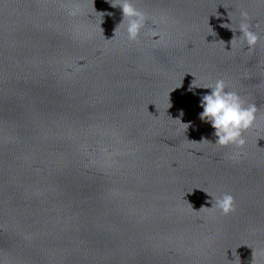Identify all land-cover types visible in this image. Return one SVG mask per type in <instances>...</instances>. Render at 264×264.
<instances>
[{"label":"water","instance_id":"1","mask_svg":"<svg viewBox=\"0 0 264 264\" xmlns=\"http://www.w3.org/2000/svg\"><path fill=\"white\" fill-rule=\"evenodd\" d=\"M134 6L129 42L108 0H0V264H264V0ZM218 79L257 108L238 159L189 91Z\"/></svg>","mask_w":264,"mask_h":264},{"label":"clouds","instance_id":"2","mask_svg":"<svg viewBox=\"0 0 264 264\" xmlns=\"http://www.w3.org/2000/svg\"><path fill=\"white\" fill-rule=\"evenodd\" d=\"M108 2L112 7L118 6L122 9L123 19L118 26H124L129 42L136 41L141 29L147 23L145 13L134 6V0H119L118 4L113 3L112 0H108ZM77 13L78 9L69 11L70 15H76ZM247 15V12H241V16L245 19H247ZM223 26L225 27V25ZM238 30L241 34L242 42L246 43L249 49L253 48L258 42L259 36L250 30L247 23H241ZM153 39H158L157 33H153ZM232 42L233 39L231 40V49L233 46ZM194 80L189 86V91L194 87L211 89L200 100V106L203 108V111L199 114L200 119L210 123L214 129L213 134L216 137L214 144L220 146H236L237 151L233 153L232 158L238 159L241 156L239 149L246 143L243 133L251 128L256 121V105H246V102L237 92L228 89V85L223 79H218L210 84H197L194 83ZM185 125L187 129L189 125ZM213 206L227 215L234 210V198L232 195L225 193L221 198L216 199L215 205L212 204Z\"/></svg>","mask_w":264,"mask_h":264}]
</instances>
